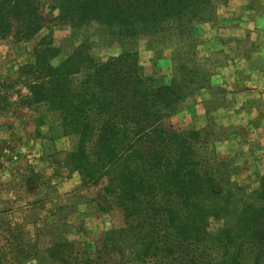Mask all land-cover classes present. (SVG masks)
<instances>
[{
  "label": "trees",
  "instance_id": "trees-1",
  "mask_svg": "<svg viewBox=\"0 0 264 264\" xmlns=\"http://www.w3.org/2000/svg\"><path fill=\"white\" fill-rule=\"evenodd\" d=\"M216 17L213 0H0V40L30 42L19 69L26 107L45 106L78 146L67 165L85 188L122 208L126 227L94 251L62 240L46 249L58 264H264V174L254 190L232 182L220 160H201L200 131L168 121L193 93L195 71L171 85L145 74L136 52L99 63L83 43L59 63L53 25H97L116 41L192 32ZM190 78L188 81V77ZM226 222L213 233L212 222Z\"/></svg>",
  "mask_w": 264,
  "mask_h": 264
},
{
  "label": "rangeland",
  "instance_id": "rangeland-1",
  "mask_svg": "<svg viewBox=\"0 0 264 264\" xmlns=\"http://www.w3.org/2000/svg\"><path fill=\"white\" fill-rule=\"evenodd\" d=\"M213 2L216 17L187 34L116 41L94 24L55 23L54 47L62 52L56 63L87 43L99 63L136 52L159 84L195 71L193 93L168 121L180 132L200 131L198 157L223 161L232 182L251 191L264 174V0ZM47 33L30 42L0 40V264H58L44 254L54 243L94 251L107 232L127 223L122 208L100 198L106 182L85 188L67 165L78 140L63 132L59 116L22 103L27 90L19 69L33 62ZM225 225L212 222L210 230Z\"/></svg>",
  "mask_w": 264,
  "mask_h": 264
}]
</instances>
